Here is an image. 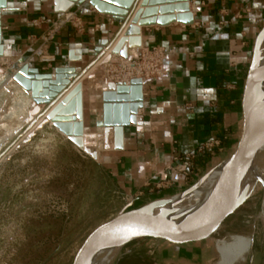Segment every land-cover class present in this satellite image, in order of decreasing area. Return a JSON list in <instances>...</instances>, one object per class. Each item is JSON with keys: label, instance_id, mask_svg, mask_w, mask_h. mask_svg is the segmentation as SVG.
I'll return each mask as SVG.
<instances>
[{"label": "crops", "instance_id": "obj_1", "mask_svg": "<svg viewBox=\"0 0 264 264\" xmlns=\"http://www.w3.org/2000/svg\"><path fill=\"white\" fill-rule=\"evenodd\" d=\"M136 1L135 13L142 0ZM54 5V0H7L1 19L5 56L17 61L31 57L37 43L29 36L41 34L48 27L45 23L37 26L32 20L57 18L60 14L54 12ZM190 7L193 24L173 22L141 28L143 46L160 44L166 48L165 74L144 86L143 106L135 122L125 128L124 148L98 152V162L107 176L129 195L167 193L193 184L228 157L241 136V99L254 40L264 26V0H194ZM72 8H80L88 25L86 32L79 34L70 26L63 28L47 45V50L56 55L52 66L43 70L36 58L30 59V66L41 72L60 66L75 67L81 73L97 60L95 48L101 41L114 40L122 30L112 16L89 4ZM97 24L99 27H95ZM98 63L81 81L84 129L97 132L101 145L102 91L109 80L104 69H98ZM33 118L24 125V131ZM40 134L43 138L33 140L26 148L41 144L46 136L74 143L52 123ZM211 140L220 143L198 152ZM168 247L160 249L168 251Z\"/></svg>", "mask_w": 264, "mask_h": 264}, {"label": "rangeland", "instance_id": "obj_2", "mask_svg": "<svg viewBox=\"0 0 264 264\" xmlns=\"http://www.w3.org/2000/svg\"><path fill=\"white\" fill-rule=\"evenodd\" d=\"M19 64L15 57L0 58V154L32 119L30 95L11 78ZM98 64L108 78L110 65ZM41 132L30 142L43 138ZM44 138L41 144L26 148L29 142L24 153H16L0 168V264H72L89 235L128 204L133 203L128 209L133 210L153 198L186 192L223 161L184 188L129 195L107 176L98 159L76 145L93 151L91 137H76V144ZM97 144V152L110 151L103 143ZM263 173L264 165L253 175L257 179L247 193L228 194L219 201L207 224L208 232L214 230L216 216L229 200L234 203L248 195L206 240L184 245V249L170 246L168 251L160 249L167 246L162 242L139 241L121 250L113 264H220L218 244L232 234L252 238L248 251L243 249L235 264H264V232L258 220L264 205Z\"/></svg>", "mask_w": 264, "mask_h": 264}, {"label": "water", "instance_id": "obj_3", "mask_svg": "<svg viewBox=\"0 0 264 264\" xmlns=\"http://www.w3.org/2000/svg\"><path fill=\"white\" fill-rule=\"evenodd\" d=\"M190 2L191 0H142L141 8L135 13L136 0H54V12L62 14L72 7L89 4L100 13L110 15L120 23L122 30L117 37L114 40H102L95 48L97 60L91 65L90 68H92L98 62H101L100 66L108 64L114 56L126 59L129 57L130 49L141 48L143 46L141 28L155 25L167 26L173 22L193 24L194 12L190 9ZM3 9H7V0H0V58L5 57L1 26ZM134 25H137V28ZM263 35L264 26L254 40L242 94L241 136L234 151L223 160L229 161L230 168L219 190L214 194L211 193L197 207L173 208L142 226L129 225L116 229L128 216L139 212L142 208L128 211L133 203L128 204L119 214L104 222L89 235L72 264H90L107 247L119 246L121 251L128 245L147 239L174 247L200 243L206 240L221 221L246 200L248 195L234 203L229 200L223 211L217 214L214 230L207 231V224L213 215L214 208L230 186L244 173L256 167L257 154H250V151L264 139V96L257 98L263 73L264 53L260 48ZM19 63L21 65L15 69L11 78L30 95L33 101L30 115L34 118L20 137L0 154L2 161L0 168L50 123L75 144L76 137H91L93 151L83 149L82 145H76L98 159L96 150L98 135L86 134L84 131V95L83 84L80 81L90 68L78 73L75 67L60 66L51 72H41L38 67H32L24 63L22 59ZM151 80L152 78L144 80L137 77L128 83L106 82L105 89L102 91L105 149L122 150L124 148L125 128L135 122L138 109L143 106L144 86ZM41 105L44 106L43 109ZM45 115L46 117L43 118ZM198 182L186 192L191 193Z\"/></svg>", "mask_w": 264, "mask_h": 264}, {"label": "bare ground", "instance_id": "obj_4", "mask_svg": "<svg viewBox=\"0 0 264 264\" xmlns=\"http://www.w3.org/2000/svg\"><path fill=\"white\" fill-rule=\"evenodd\" d=\"M260 48H261V52L264 53V35L262 36ZM133 51L136 52L134 53L132 52V54L137 53L136 49H133ZM136 70L140 72L139 68H136ZM123 78L125 79L126 76H123ZM263 96H264V60H263V73L261 77V84L258 90L257 98H261ZM96 102L98 103L97 98L94 99V104H96ZM251 153L257 154L256 167L247 171L237 181H235L234 184L230 186L228 191L222 197V199L226 197L228 194L237 195L239 193L248 192L250 186L257 179V178L253 179V175L258 170L262 169L264 165V139L250 151V154ZM229 168H230L229 161H223L218 167H216L213 170H210L198 182V184L194 187L191 193L181 192L178 195H174L170 197L169 196L156 197L150 201H147L146 204L141 206L142 208L140 209L139 212L137 213L134 212L133 214L128 216L121 224H119L116 227V229L126 227L129 225L142 226L146 222L156 218L157 216H160L161 214L173 208H177V207L193 208L199 206L209 197L211 193L214 194L217 192V190H219L222 183L226 180ZM262 180L264 183V173L262 176ZM262 206L263 208L261 209V212H259L260 214L258 215V220L260 221L264 232V205ZM251 241L252 238L237 234H232L228 236V238L220 241L217 247L221 254L220 264H235V258L240 255L239 253H241L243 249L249 247L248 245L251 243ZM119 251H120L119 246L107 247L90 264H113Z\"/></svg>", "mask_w": 264, "mask_h": 264}, {"label": "built area", "instance_id": "obj_5", "mask_svg": "<svg viewBox=\"0 0 264 264\" xmlns=\"http://www.w3.org/2000/svg\"><path fill=\"white\" fill-rule=\"evenodd\" d=\"M191 2L194 4V0H191ZM32 22L37 26L45 23L48 24V27L41 34H31L29 36V39L37 43V46L32 51L31 57L23 60V62L29 64L31 58H36L37 63L41 65L43 70L50 68L56 61V55L47 50V45L55 40L56 35L63 28L70 26L79 34H84L88 29V25L81 14L80 8H71L60 14L57 18L50 20L36 18ZM95 27H99V25L97 24ZM166 55V48L158 44L151 47L142 46L138 48L136 54H129V57L126 59L114 56L107 64L111 68V74L108 76V80L128 83L131 79L137 77L144 80L158 78L165 74ZM116 62L117 64H114ZM112 66L114 67L113 69ZM136 68H139L140 72ZM123 76H126V78L124 79ZM219 143V140L206 142L198 148V152L213 148L219 145Z\"/></svg>", "mask_w": 264, "mask_h": 264}]
</instances>
